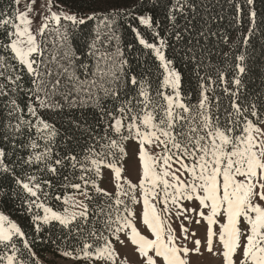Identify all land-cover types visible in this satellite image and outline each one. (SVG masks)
Instances as JSON below:
<instances>
[{
	"label": "snow or ice",
	"instance_id": "snow-or-ice-1",
	"mask_svg": "<svg viewBox=\"0 0 264 264\" xmlns=\"http://www.w3.org/2000/svg\"><path fill=\"white\" fill-rule=\"evenodd\" d=\"M218 5L0 2V264H40L33 245L52 228L75 242L60 256L83 264H134L117 248L129 243L139 264H199L205 252L264 264V92L245 93L242 79L264 12L227 0L230 44L214 29Z\"/></svg>",
	"mask_w": 264,
	"mask_h": 264
},
{
	"label": "trees",
	"instance_id": "trees-1",
	"mask_svg": "<svg viewBox=\"0 0 264 264\" xmlns=\"http://www.w3.org/2000/svg\"><path fill=\"white\" fill-rule=\"evenodd\" d=\"M2 3H7L8 0H0ZM121 5L131 6L135 3V0H119ZM220 4L224 5V8L221 9L219 5L214 9L215 12H220L225 18L219 21L218 25H214V29H218L222 32H226L229 37V43H232L233 39L239 38V31L237 26L233 24L232 15L233 11L229 9L227 5V0H220ZM257 10L259 12H264V3L261 0H257ZM129 21L126 19H120L117 27L118 34L121 36L124 46L128 43L135 44V38L130 28L128 27ZM135 26V25H134ZM246 31V28H245ZM264 39L261 38L260 33L257 32L256 37L254 38L250 48L249 55L250 59L248 60L249 70L246 72V75L242 78L245 85V93H260L264 92ZM220 52L228 51V46L223 43H219ZM127 51V50H126ZM139 52V46L131 52L127 53L129 57V61L133 66H137V53ZM141 60H143V56L141 54ZM222 62L221 56H215L213 58L214 64H219ZM234 62V61H233ZM182 71H184L187 75H191V73L184 69L182 66ZM194 83V81H193ZM191 84H185V89L191 88ZM222 99L226 102L227 98L222 96ZM196 100V96L193 94L192 102L194 103ZM0 140H2V124H0ZM23 152H20V155H23ZM21 214L16 212L12 215V219L17 220V222L22 223V220H19L18 217ZM62 233L58 228L47 229L43 234L42 238L36 240L33 245V250L36 253V258L40 262V264H66L65 262L69 260L68 258H62L60 256V252L65 248V246L71 248V246L75 243L74 241H62ZM59 246V249L58 247ZM72 264H83V262L73 261Z\"/></svg>",
	"mask_w": 264,
	"mask_h": 264
},
{
	"label": "rangeland",
	"instance_id": "rangeland-1",
	"mask_svg": "<svg viewBox=\"0 0 264 264\" xmlns=\"http://www.w3.org/2000/svg\"><path fill=\"white\" fill-rule=\"evenodd\" d=\"M55 10V9H54ZM128 167L127 170L125 172V175H127L129 177V179L132 180L133 183H136L138 180V162L133 160V161H126ZM102 186L104 187H108L109 190L111 189V185L108 184L107 180H105V182L102 184ZM137 195H139V193H137ZM135 211L137 212V215L139 216L140 213V206L137 205L135 206ZM137 226L140 227L141 231L144 232L145 234H147V232L144 230V228L140 225L139 221L137 220ZM174 228H176L177 230V234H179V225L177 223H174L172 225ZM192 228L196 231L197 233V237L196 238H200L203 240L204 237V233H205V228L203 226H196L195 224L192 225ZM189 247H191L192 245L189 244ZM118 250L121 252L122 255H127L129 260L134 262V264H139V261L137 260L136 255L133 252L134 246L132 244H128V247L126 249L124 248H120L119 245H117ZM242 257L240 255L236 256V261L237 264H239V261ZM193 261H198L199 264H218V259L216 257H214L211 253H207L205 252L204 255L202 257H196L193 256ZM66 264H72L73 260L69 259L65 262Z\"/></svg>",
	"mask_w": 264,
	"mask_h": 264
}]
</instances>
